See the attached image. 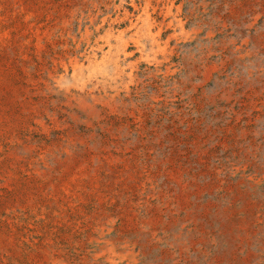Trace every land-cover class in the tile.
Here are the masks:
<instances>
[{"label": "rangeland", "instance_id": "obj_1", "mask_svg": "<svg viewBox=\"0 0 264 264\" xmlns=\"http://www.w3.org/2000/svg\"><path fill=\"white\" fill-rule=\"evenodd\" d=\"M0 264H264V0H0Z\"/></svg>", "mask_w": 264, "mask_h": 264}, {"label": "bare ground", "instance_id": "obj_2", "mask_svg": "<svg viewBox=\"0 0 264 264\" xmlns=\"http://www.w3.org/2000/svg\"><path fill=\"white\" fill-rule=\"evenodd\" d=\"M168 5V4H167ZM165 6V5H163ZM147 13V12H146ZM184 26V25H183ZM89 31V30H88ZM77 60V59H76ZM77 62V61H76ZM78 65V64H77ZM67 70V69H65ZM74 71V70H73ZM58 80V79H57ZM85 83V82H84ZM84 85V84H83ZM80 89V87H79ZM82 89V88H81ZM103 252H105L108 255H117L121 252V249L118 247L117 244L113 243V242H109V243H104L103 245H101ZM115 260V259H114Z\"/></svg>", "mask_w": 264, "mask_h": 264}]
</instances>
